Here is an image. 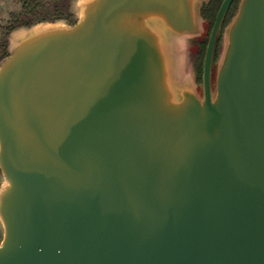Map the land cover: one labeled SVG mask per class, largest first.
<instances>
[{
    "label": "water",
    "instance_id": "1",
    "mask_svg": "<svg viewBox=\"0 0 264 264\" xmlns=\"http://www.w3.org/2000/svg\"><path fill=\"white\" fill-rule=\"evenodd\" d=\"M199 0H85L0 61V264H264V0H240L211 89L174 85Z\"/></svg>",
    "mask_w": 264,
    "mask_h": 264
},
{
    "label": "rangeland",
    "instance_id": "2",
    "mask_svg": "<svg viewBox=\"0 0 264 264\" xmlns=\"http://www.w3.org/2000/svg\"><path fill=\"white\" fill-rule=\"evenodd\" d=\"M84 1L85 0H71V11L73 13L71 21L64 19L58 20L56 22L44 21V22L36 23L29 27L21 26L13 29L8 34L7 53H9L10 45L13 39L23 35L25 32L29 31L32 27L35 26L40 27L52 23L68 26L76 23L80 18L81 7ZM208 1L209 0H199L196 4L198 26H199L198 32L196 34L176 35L169 33L167 37V45L171 57V70H172L175 87L180 89L183 86H188L200 97L203 94L204 55L207 47L209 34L214 22V19L212 22L205 19L200 12L202 5L207 3ZM239 2L240 0L238 1V5ZM19 10H20V3L18 2V0H0V38L2 37L3 27L7 24L11 14L17 13L19 12ZM233 17L228 22H226V24L222 23L220 25L217 34L216 44L214 49L215 51L212 59V81H211L212 91L215 90L216 75L227 42V30ZM4 182H5L4 177L0 171V188ZM2 238H3V227L0 222V242Z\"/></svg>",
    "mask_w": 264,
    "mask_h": 264
},
{
    "label": "trees",
    "instance_id": "3",
    "mask_svg": "<svg viewBox=\"0 0 264 264\" xmlns=\"http://www.w3.org/2000/svg\"><path fill=\"white\" fill-rule=\"evenodd\" d=\"M222 1L209 0L202 5L200 10L201 15L212 22L213 19L215 20L216 13ZM238 1L233 0L221 24H226L234 16L238 8ZM18 2L20 3L19 12L11 14L7 24L3 27L2 37L0 38V60L9 54L7 53L8 34L13 29L21 26L29 27L44 21L56 22L61 19L71 21L73 15L71 11V0H18Z\"/></svg>",
    "mask_w": 264,
    "mask_h": 264
},
{
    "label": "flooded vegetation",
    "instance_id": "4",
    "mask_svg": "<svg viewBox=\"0 0 264 264\" xmlns=\"http://www.w3.org/2000/svg\"><path fill=\"white\" fill-rule=\"evenodd\" d=\"M233 2V1H232ZM230 7V6H229ZM216 44V42H215ZM211 81H212V65H211Z\"/></svg>",
    "mask_w": 264,
    "mask_h": 264
},
{
    "label": "bare ground",
    "instance_id": "5",
    "mask_svg": "<svg viewBox=\"0 0 264 264\" xmlns=\"http://www.w3.org/2000/svg\"><path fill=\"white\" fill-rule=\"evenodd\" d=\"M15 39H17V37H16V38H14V39H13V41H15Z\"/></svg>",
    "mask_w": 264,
    "mask_h": 264
}]
</instances>
